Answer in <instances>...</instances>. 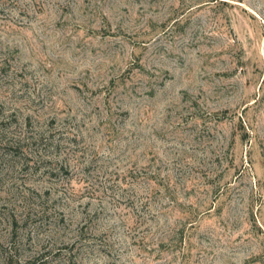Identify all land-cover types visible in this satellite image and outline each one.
Instances as JSON below:
<instances>
[{
    "label": "rangeland",
    "instance_id": "1",
    "mask_svg": "<svg viewBox=\"0 0 264 264\" xmlns=\"http://www.w3.org/2000/svg\"><path fill=\"white\" fill-rule=\"evenodd\" d=\"M0 264H264V0H0Z\"/></svg>",
    "mask_w": 264,
    "mask_h": 264
}]
</instances>
